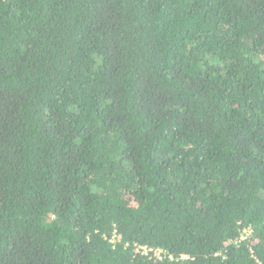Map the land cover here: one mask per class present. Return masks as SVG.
Listing matches in <instances>:
<instances>
[{
	"label": "trees",
	"instance_id": "16d2710c",
	"mask_svg": "<svg viewBox=\"0 0 264 264\" xmlns=\"http://www.w3.org/2000/svg\"><path fill=\"white\" fill-rule=\"evenodd\" d=\"M0 264H264V0H0Z\"/></svg>",
	"mask_w": 264,
	"mask_h": 264
},
{
	"label": "built area",
	"instance_id": "2783aa9c",
	"mask_svg": "<svg viewBox=\"0 0 264 264\" xmlns=\"http://www.w3.org/2000/svg\"><path fill=\"white\" fill-rule=\"evenodd\" d=\"M250 232H251V229L246 230V233L244 234V236H242V238H246V235L249 234ZM139 248L142 249V252H144V253H147L149 250L146 246H142ZM160 253H161V250H156V254L159 255V257L161 258Z\"/></svg>",
	"mask_w": 264,
	"mask_h": 264
}]
</instances>
